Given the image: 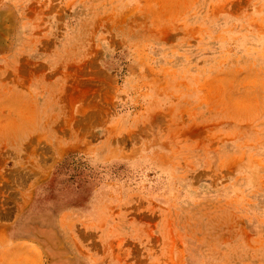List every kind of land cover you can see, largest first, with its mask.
Returning a JSON list of instances; mask_svg holds the SVG:
<instances>
[{
	"label": "rangeland",
	"instance_id": "374dc122",
	"mask_svg": "<svg viewBox=\"0 0 264 264\" xmlns=\"http://www.w3.org/2000/svg\"><path fill=\"white\" fill-rule=\"evenodd\" d=\"M0 264H264V0H0Z\"/></svg>",
	"mask_w": 264,
	"mask_h": 264
}]
</instances>
